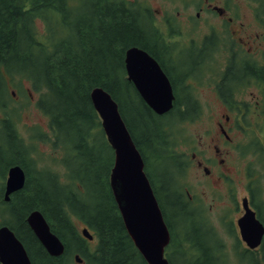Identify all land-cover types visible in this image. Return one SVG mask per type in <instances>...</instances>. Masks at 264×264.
<instances>
[{
	"label": "trees",
	"instance_id": "obj_1",
	"mask_svg": "<svg viewBox=\"0 0 264 264\" xmlns=\"http://www.w3.org/2000/svg\"><path fill=\"white\" fill-rule=\"evenodd\" d=\"M38 19L46 25L44 36L36 32ZM140 19L139 10L125 0H0V188L8 167L18 165L25 174L24 187L9 202L3 201L0 189V226L10 228L17 238L30 236L26 216L41 212L63 243L64 253L49 257L40 248L35 252L37 264H72L74 255L83 257L85 264H146L126 234L109 187L113 151L89 99L96 87L116 102L165 221H170L168 204L183 234L194 226L190 202L178 194L176 203L167 198L161 204L156 180L149 173L151 166L174 169L178 180L181 171L176 167L185 171L187 161L175 151L179 134L171 128L175 119L180 120L175 114L178 100L166 118L158 116L126 79L128 48L152 54L143 39L150 31ZM13 75L28 79L31 90L39 94L36 105L47 119L45 133L59 167L39 165L31 155L29 146L45 138L32 136L26 143L17 134L8 113L11 94L6 78ZM187 117L184 112L182 119ZM78 224L96 239L92 251ZM177 245L186 247L182 253L191 264H222L221 253L208 259L209 253L192 250L186 239ZM180 256L174 262L170 255L167 258L175 264Z\"/></svg>",
	"mask_w": 264,
	"mask_h": 264
},
{
	"label": "flooded vegetation",
	"instance_id": "obj_2",
	"mask_svg": "<svg viewBox=\"0 0 264 264\" xmlns=\"http://www.w3.org/2000/svg\"><path fill=\"white\" fill-rule=\"evenodd\" d=\"M127 2L144 18L140 22L150 31L149 36L142 37L146 49L168 79L174 101L178 100L175 114L180 120L175 119L174 128L182 132L188 124L202 125L204 135L190 146L189 154L186 149L177 150L187 161L185 171L194 169L199 184L208 185L216 201L227 199L229 204L223 219L230 242L226 244L206 219L201 197L183 187L182 172H186L176 167L181 171L177 180L174 169L162 170L155 185L159 199L168 198L174 204L179 194L189 201L194 224L191 230L202 228L209 238L207 243L191 239L190 231L182 233L178 220L168 221L170 240L164 256L177 261L182 254L179 263L183 259L184 264H191L182 253L186 247L177 245L186 239L192 250L209 253L208 259L221 253L222 264H264V0H178L180 10L174 12L164 7L150 10L136 6L134 0ZM169 110L159 116L166 118L173 107ZM184 112L188 116L185 120ZM244 144L247 147L242 150ZM240 158L245 160L242 170L236 164ZM248 159L257 164L255 169L251 163L247 166ZM237 173L242 175L241 196L237 193ZM246 207L263 230L254 247L243 240L238 225ZM18 240L30 264H37L35 252L42 246L36 237ZM87 244L96 246L94 240Z\"/></svg>",
	"mask_w": 264,
	"mask_h": 264
},
{
	"label": "water",
	"instance_id": "obj_3",
	"mask_svg": "<svg viewBox=\"0 0 264 264\" xmlns=\"http://www.w3.org/2000/svg\"><path fill=\"white\" fill-rule=\"evenodd\" d=\"M124 64L127 79L133 82L143 101L157 114L167 112L172 107L173 94L168 79L156 61L145 51L132 47L125 52ZM89 99L113 150L109 187L125 231L146 264H169L163 257L169 232L144 172L142 156L119 114L117 104L100 87L90 91ZM24 181L23 170L19 166L10 167L5 180L4 200L8 201L10 194L20 190ZM26 223L50 256L63 254L62 242L51 232L39 211L30 212ZM238 225L248 246L254 247L260 242L262 227L247 207ZM81 234L92 240L86 228L81 230ZM75 261L79 262L77 256ZM0 262L30 264L22 244L7 226L0 227Z\"/></svg>",
	"mask_w": 264,
	"mask_h": 264
},
{
	"label": "rangeland",
	"instance_id": "obj_4",
	"mask_svg": "<svg viewBox=\"0 0 264 264\" xmlns=\"http://www.w3.org/2000/svg\"><path fill=\"white\" fill-rule=\"evenodd\" d=\"M134 2L136 6L143 5L145 6V8L146 7L150 8V10H161L162 7H164L170 12L171 11L174 12L179 9L177 6L178 0H134ZM34 26L38 36L45 35L46 25L42 20L40 19L36 20ZM6 83L8 87V93L9 95L11 94L8 113H10L9 116L11 117V120L15 122L16 125L15 129L17 131V134L26 143H29L30 138L32 136H34L36 139L38 137L45 138L46 141L37 140L38 143L31 144L29 146L31 150V155L34 159L37 160L39 165L41 164L48 167H59L55 163V159H54L57 153L53 150L52 145L50 141L47 140V135L45 133V129H46L45 122L47 119L44 116V114L40 110H38V107L36 105V100L39 94L31 90L30 82L26 78H19L16 75H13L11 77L6 78ZM2 117L3 115L0 114V119ZM178 130H180V128L177 127H175V129L173 128V131L175 133L177 132V134H179ZM203 135H204V131L202 129L201 124H193V125L188 124L184 126L182 129V133L179 134V136L176 135L175 151H177L180 148L186 149V151H188L189 154L190 146L196 140L199 139V136H203ZM245 147L247 146H245L244 144L241 147V149L243 150V148ZM240 155H244V154L238 153L237 156ZM237 160L238 161L236 164L238 166V169L242 170V167L245 164V160L244 158H240ZM250 163L252 164V168L255 169V166L257 164L253 162L251 159H248V162L246 163L247 166H249ZM2 169H3V164H0V172L2 171ZM160 171L161 169L156 166H151L149 168V173L152 175L153 178L158 176ZM183 175H184L183 187L187 188V190H189L191 195H197L201 197V199L204 202V205L201 204L200 206H202V208L204 209L206 219L212 222V225L218 230L219 237L221 238L222 242L225 241L226 244H230L227 237L228 226L223 222V219L228 213V209H229V204L226 203L227 199L225 195L224 186L220 185L219 187L221 188L223 192V196L225 197L226 201L225 200L216 201L215 198L213 197L212 190L209 188V186L208 185L204 186L199 184V178L194 169L191 168L188 169V171H186V174L183 173ZM235 176L240 181L237 184V193L238 196H241L242 175L241 173H237L235 174ZM157 183H158V178H156V184ZM263 196H264V179H263ZM160 202L161 204H163L166 201L163 198H160ZM217 205H219V207H216ZM210 206L212 209L211 211H209ZM165 209L170 215L169 216L170 221H174L175 218L173 217V212L168 204L165 206ZM80 227L81 224H78V229ZM189 237L191 239H197L198 241H204V243L208 242L206 241L207 239L209 240L207 233L202 228L200 231L190 230ZM92 245L93 244L87 246V248L89 250H92L93 248ZM232 256L235 257V254L232 253ZM233 264H237V263L233 261Z\"/></svg>",
	"mask_w": 264,
	"mask_h": 264
}]
</instances>
